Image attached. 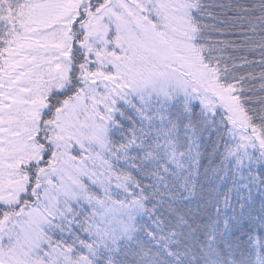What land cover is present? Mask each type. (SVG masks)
<instances>
[{
  "label": "snow or ice",
  "instance_id": "1",
  "mask_svg": "<svg viewBox=\"0 0 264 264\" xmlns=\"http://www.w3.org/2000/svg\"><path fill=\"white\" fill-rule=\"evenodd\" d=\"M0 264H264V0H0Z\"/></svg>",
  "mask_w": 264,
  "mask_h": 264
}]
</instances>
